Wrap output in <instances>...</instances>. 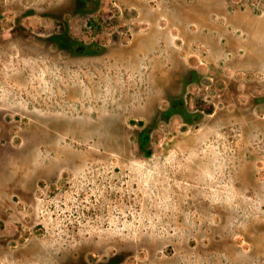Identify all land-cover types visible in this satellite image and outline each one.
<instances>
[{
  "label": "rangeland",
  "instance_id": "obj_1",
  "mask_svg": "<svg viewBox=\"0 0 264 264\" xmlns=\"http://www.w3.org/2000/svg\"><path fill=\"white\" fill-rule=\"evenodd\" d=\"M109 261L264 264V0H0V264Z\"/></svg>",
  "mask_w": 264,
  "mask_h": 264
},
{
  "label": "trees",
  "instance_id": "obj_2",
  "mask_svg": "<svg viewBox=\"0 0 264 264\" xmlns=\"http://www.w3.org/2000/svg\"><path fill=\"white\" fill-rule=\"evenodd\" d=\"M77 51H79V53H84V52H87V48H86V46L84 47L83 44H78ZM145 138L148 140L149 139V134H146ZM147 154L151 156L152 155V151L149 150V152H147ZM101 264H111V262L109 261V262L101 263Z\"/></svg>",
  "mask_w": 264,
  "mask_h": 264
}]
</instances>
